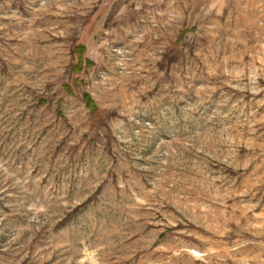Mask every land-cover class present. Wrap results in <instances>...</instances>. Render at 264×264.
I'll return each instance as SVG.
<instances>
[{
	"label": "rangeland",
	"instance_id": "obj_1",
	"mask_svg": "<svg viewBox=\"0 0 264 264\" xmlns=\"http://www.w3.org/2000/svg\"><path fill=\"white\" fill-rule=\"evenodd\" d=\"M0 264H264V0H0Z\"/></svg>",
	"mask_w": 264,
	"mask_h": 264
},
{
	"label": "trees",
	"instance_id": "obj_2",
	"mask_svg": "<svg viewBox=\"0 0 264 264\" xmlns=\"http://www.w3.org/2000/svg\"><path fill=\"white\" fill-rule=\"evenodd\" d=\"M83 53V50H78L77 51V54L80 56L81 54ZM81 59V58H80ZM81 63V61H80ZM80 70H81V66L80 64L78 63L75 67V74H79L80 73ZM74 82H77V78L74 79ZM68 88V87H67ZM82 98H83V102L86 106V108L89 110V112L91 113H95V111L97 110L94 102L92 101L91 97L89 96V94L87 92H83V95H82Z\"/></svg>",
	"mask_w": 264,
	"mask_h": 264
}]
</instances>
